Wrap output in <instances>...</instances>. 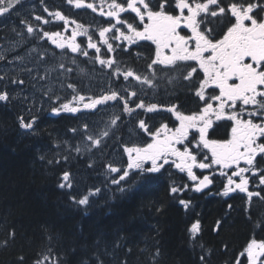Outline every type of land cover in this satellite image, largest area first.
Returning a JSON list of instances; mask_svg holds the SVG:
<instances>
[{
  "label": "snow or ice",
  "instance_id": "6c2138e0",
  "mask_svg": "<svg viewBox=\"0 0 264 264\" xmlns=\"http://www.w3.org/2000/svg\"><path fill=\"white\" fill-rule=\"evenodd\" d=\"M23 4L24 0H0V17L11 16ZM40 4L42 12L36 14L33 6L31 19L20 20L23 31L16 35L25 39L26 32L27 40H35L37 44L47 42L53 46V54L56 49L60 50L59 54L72 65L84 57L94 66L98 64L109 77V87L99 95H82L73 82H68L66 87L75 94L63 102L53 90L42 91L41 100L50 102L52 116L96 114L101 110L108 115L101 131H93L87 122L80 128H70L69 132L81 138L76 146L57 137L53 148L66 147L69 154L75 152L78 160L82 153L104 155L107 141L117 131L123 133L141 111L148 114L163 110L171 117L158 126L150 124L148 119L136 120L128 134L135 136L138 142L123 143L124 136L118 137L123 166H114V162L100 164L108 174L105 188L111 190L109 186H115L116 192L123 197L141 184L158 180L167 168H175L188 182L178 184L172 179L169 195L178 198L185 211L192 206V201L179 197L188 191L203 193L214 186L218 178L219 196L244 193L249 208L253 198L264 201V0H100L99 6L86 0H65L70 9H90L100 17L94 27H85L63 10H50L46 0H40ZM61 22V30L48 31L44 27ZM69 29L70 35H67ZM133 47L147 49L146 56L143 51L136 52V59L145 64L142 72L118 59L121 55H130ZM33 51L37 52L41 63L47 60V51L38 52L36 47ZM91 52L94 55H90ZM4 59L0 56V60ZM14 60H22V57L17 55ZM55 70L61 76L65 73L70 76L74 71L66 63H60ZM24 71L35 82L49 79V73L41 74L39 69L25 68ZM4 79L0 76V81ZM163 81L173 88L182 83L194 99L195 108L183 111L179 103L161 106L147 102L148 93L158 90ZM9 83L22 89L25 80L11 78ZM17 100L23 111H44L43 103L37 108L34 98L29 103L27 95L15 97L7 85L0 90V106L7 108ZM109 108L116 111L107 113ZM23 111L16 116L18 128L24 135L39 134V116H25ZM4 127L0 123V128ZM38 158L48 165H60L68 163L69 155L57 152L53 159L45 154ZM87 166L95 171V160ZM196 170H200L199 174ZM57 186L67 190L70 205L77 211L84 209L85 215L93 204V197L104 190L92 187L86 194H74L72 173L68 170L60 173ZM253 187L255 190H251ZM162 210L163 206L155 208L157 213ZM222 224L223 221L218 220L213 230L219 232ZM257 227L264 232V222ZM45 231L48 243L44 250L35 253L31 264H70L68 251L59 247L62 234ZM201 231L198 219L186 227L193 248ZM16 238L15 226H8L0 240V248L8 249L10 244H15ZM125 239L117 236L109 244L98 237L91 245L85 242V249H90L92 255L80 264H128L127 257L123 261L117 257V251L124 247L121 241ZM77 245L78 239L71 242L73 255ZM224 251H228L227 245ZM131 252L129 248L127 254ZM109 256L111 260L107 259ZM163 256L157 242L154 251L149 253V264H161ZM28 261L29 257L21 251L10 264H28ZM198 264H208V256L201 254ZM226 264H264V238L254 235L247 239Z\"/></svg>",
  "mask_w": 264,
  "mask_h": 264
},
{
  "label": "trees",
  "instance_id": "16d2710c",
  "mask_svg": "<svg viewBox=\"0 0 264 264\" xmlns=\"http://www.w3.org/2000/svg\"><path fill=\"white\" fill-rule=\"evenodd\" d=\"M8 21L7 30L0 28V38L4 35L5 41L13 42L18 24L16 14L9 16ZM71 80L80 92L83 87L81 75L75 74ZM5 86L0 81V90ZM7 87L13 89L11 85ZM22 111L19 100L7 105V108L0 106V123L5 125L0 128V240L4 238L8 226L14 225L17 230L15 244H10L8 249L0 248V264H10L21 251L29 257L28 264H31L35 253L44 250L48 243L46 229L62 234L59 247L68 251L70 264H80L81 260L91 256L92 251L85 249V242L91 245L98 237L109 244L117 236L126 238L121 241L124 247L117 251V257L121 261L127 257L128 264H149V253L154 251L157 242L164 253L161 264H198L201 254L208 256V264H226L247 239L254 235L264 238V232L257 227L264 222V201L253 198L249 208L247 198L240 194L219 196L218 184L212 186V194L188 191L179 197L192 201L187 211L179 205L178 198L169 195L172 179L178 184L185 182V178L175 171L163 172L158 180L141 184L123 197L116 192L115 186H109L111 190L105 188L108 174L100 168V164L108 163V155L121 145L118 137H125L128 127L123 133L117 131L107 141L104 155L100 152L94 156L82 153L78 160L75 152L69 154L66 147L55 149L53 145L57 137L73 146L80 143V136L69 132L70 128H78L81 121L79 115L63 113L57 117L46 112L23 111L25 116H39V134L32 136L24 135L15 123L17 114ZM125 121H128L127 117ZM57 152L69 155L68 163L48 165L38 158L40 154H45L53 159ZM93 160L96 162L95 171L87 166ZM65 170L72 173L74 194H86L92 187L104 189L98 197H93L87 215L84 209L77 211L71 206L67 190L57 186L60 173ZM160 206L163 210L157 213L155 208ZM246 208L249 210L246 211ZM197 219L201 222L202 231L193 248L186 227ZM218 220H222L223 224L216 232L213 229ZM77 239L79 245L73 255L70 245ZM224 245L228 246L227 252ZM129 248L132 249L130 255L127 254ZM107 259L111 260V257Z\"/></svg>",
  "mask_w": 264,
  "mask_h": 264
},
{
  "label": "rangeland",
  "instance_id": "374dc122",
  "mask_svg": "<svg viewBox=\"0 0 264 264\" xmlns=\"http://www.w3.org/2000/svg\"><path fill=\"white\" fill-rule=\"evenodd\" d=\"M17 55L22 57V60H14V57ZM0 56H4L6 58L4 60H0V76L5 77V79L1 82L9 86L11 85L9 83L11 78H15L17 80L24 79L25 84L23 85L22 89L20 87L11 85L13 86V89L9 91L13 96L19 98L27 95L29 97V103H31L34 98L37 108H39L41 103H43L44 111L41 113L46 112L50 114V102L41 100V93L46 89L53 90L56 96L61 97V102H63L65 98H72V90L67 89L66 87V84L71 82L69 74L65 73L61 76L59 72L55 70L58 67V63L56 62L57 60L52 62L44 61L41 63L37 56V52L33 51L32 47H26L23 50L22 45L9 41L0 44ZM9 61L13 62L9 63ZM77 63L78 64L72 65L71 67H73V69L78 67V74H80L83 79V87H81L82 90L79 92L80 94L85 96H90L93 94L99 95L102 91L109 87V80H106L105 76L100 74L103 70H97V68L87 69L86 67H82L80 62ZM25 68L39 69L41 74L48 72L49 79L46 82H35L32 80L31 76H29V74L24 71ZM33 75H35V72ZM84 79L86 81L85 86ZM34 84L35 87H33ZM115 111V108H109L106 110L107 113H112ZM33 112H35V110H33ZM80 114L81 113L76 114L80 116L81 120L79 122L78 128H80L83 123L87 122L95 132L101 131L103 129V121L108 119V115L105 114V110H101L96 114H91L88 112H83L81 115ZM135 122L136 120L131 124H128L127 131H125L126 135L124 137V143L131 144L138 142L135 136H129L128 134L134 127ZM121 153L122 147L121 145H118V147L108 155L107 161L114 162V166H120ZM125 159L126 157H124V160Z\"/></svg>",
  "mask_w": 264,
  "mask_h": 264
},
{
  "label": "flooded vegetation",
  "instance_id": "af4514ba",
  "mask_svg": "<svg viewBox=\"0 0 264 264\" xmlns=\"http://www.w3.org/2000/svg\"><path fill=\"white\" fill-rule=\"evenodd\" d=\"M86 2L95 3V4H97V6H99L100 0H86ZM46 4L49 7V9L52 11L63 10L67 16H69L71 19H75L78 23L83 24L85 27H90V26L94 27L96 22L101 19L95 13H92V11L90 9H79V10L75 9V8L70 9L68 6H66L65 0H46ZM33 6L35 8L36 14H40L42 12V6L40 4V0H24V4H23V6H21L19 8V11L12 13V14L15 13L17 16V21H18L17 32L23 31V26L20 25L21 19H24V18L31 19V16L33 13ZM8 18H9V16L0 17V28H4L5 30H7L9 28ZM49 19H51V18H49ZM32 22L34 24L36 23L35 21H32ZM44 27L48 31L61 30L62 29V22L59 24H49V25H46ZM71 27H74V25H72ZM67 35H70V29H69V32L67 33ZM26 37H27L26 32H25V39H21V37L15 35L14 39L12 40L13 41L12 43H17L19 45H22L23 50L26 47L27 48L28 47H32V48L36 47L38 52L43 53V52L47 51V53H48V57L46 60L47 62H52L54 60H57L56 62L58 63V65L60 63H66V64H68L69 67L72 66V64L69 62V60L67 58H65L63 55L59 54L60 50L56 49L55 50L56 54H53V46L52 45L48 44L45 41H40L37 44V42L35 40H27ZM79 39H83V38H78V40ZM3 42H7V41L4 40V35H1L0 44H2ZM141 44L147 45L148 42H141ZM137 51H143L145 56L148 55L146 48L138 49L136 47H133L130 55H128V54L121 55L118 57V59H122L123 61L126 62V65H131V66L135 67L137 70L142 72V71H144L145 64H144L143 60H137L136 59V52ZM90 55H94V52H91ZM78 62L81 63L82 67H86L87 69H90V67L91 68H97V70L100 69L98 64L94 66L91 63V61L87 60L84 57H80ZM75 74H78V67H76L74 69V71L71 73V75L69 76L71 82H73L71 79H72V76ZM100 74L104 75L106 80H109V77L107 76L106 71L103 70V71H101ZM147 102L157 103L158 105H161V106H167V105H170L173 103H179L180 105H182L183 111H190V110H193L195 108L194 99L190 96V94L184 88L182 83H177L176 86L173 88L172 85L167 84V81L160 82L158 90L150 91L148 93V101ZM170 117H171V114L164 112L163 110H161L158 113H148V114L141 111L139 113V116H137L133 119H134V121L138 120V119H148L150 124L155 123L158 126L162 122H167L170 119ZM166 168H167V166H166ZM168 171L177 172L178 174H180L181 176H183L185 178V182H188L186 176H184V174L179 173L175 168H167V170L163 171V172L165 173ZM196 171L199 174L200 170H196ZM216 184L220 185L219 178H218ZM211 188L209 190H205V192H203V193L212 194V191H210ZM251 190H255V188L253 187ZM233 194H240L244 198H247L244 193L235 192Z\"/></svg>",
  "mask_w": 264,
  "mask_h": 264
},
{
  "label": "bare ground",
  "instance_id": "6f19581e",
  "mask_svg": "<svg viewBox=\"0 0 264 264\" xmlns=\"http://www.w3.org/2000/svg\"><path fill=\"white\" fill-rule=\"evenodd\" d=\"M99 68V67H98ZM90 69H91V67H90Z\"/></svg>",
  "mask_w": 264,
  "mask_h": 264
}]
</instances>
